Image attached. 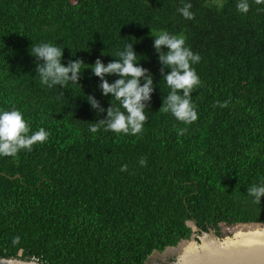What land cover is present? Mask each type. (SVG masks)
<instances>
[{
  "label": "trees",
  "instance_id": "1",
  "mask_svg": "<svg viewBox=\"0 0 264 264\" xmlns=\"http://www.w3.org/2000/svg\"><path fill=\"white\" fill-rule=\"evenodd\" d=\"M238 2L0 0V110L15 107L32 132L50 133L31 151L0 156V258L144 264L188 239V221L217 235L219 224L264 223V198L254 203L247 193L264 181V2L248 0L246 14ZM185 3L195 19L179 13ZM160 31L184 34L201 57L192 65L201 83L191 94V124L159 111L170 92L153 47ZM40 43L64 49L65 65H106L133 44L155 85L143 131L91 132L106 113L97 117L86 96L105 109L111 96L90 69L82 87L42 85L30 55Z\"/></svg>",
  "mask_w": 264,
  "mask_h": 264
},
{
  "label": "clouds",
  "instance_id": "2",
  "mask_svg": "<svg viewBox=\"0 0 264 264\" xmlns=\"http://www.w3.org/2000/svg\"><path fill=\"white\" fill-rule=\"evenodd\" d=\"M262 2L264 0H255L256 4ZM191 8L190 3H185L178 11L185 19L193 20L195 14ZM236 8L238 12L246 14L250 10L248 0H239ZM152 38L161 65L160 75L170 89L168 95L162 98L159 111L171 113L176 120L191 124L198 119L191 94L201 83L192 65L198 64L201 57L186 46V37L182 33L170 34L168 31H160ZM30 48V55L35 58V72L39 74L40 83L48 88L57 85L64 88L69 83L81 86L80 79L87 69L99 79V90L104 97L111 96V100L109 107L105 109L94 95L86 96L97 117L106 113L105 118L90 123L91 132L96 133L103 128L106 132L135 136L143 131L147 121L145 110L149 108L155 85L149 70L138 66V54L133 44H126L122 51L116 53L119 59H113L106 65L100 58L93 64H86L81 58L69 59L65 65L62 63L64 49L51 43L32 44ZM111 76L117 79L110 83L106 77ZM113 99L119 106L111 102ZM219 106L226 107L227 102ZM186 130L177 131L179 135H183ZM49 135L43 127L32 132L22 112L15 107L11 110H0V156H15L22 150L31 151L34 144L46 141ZM139 163L146 166L147 162L142 158ZM121 171H127V165L123 166ZM247 193L254 203H260L264 198V181L250 186Z\"/></svg>",
  "mask_w": 264,
  "mask_h": 264
},
{
  "label": "water",
  "instance_id": "3",
  "mask_svg": "<svg viewBox=\"0 0 264 264\" xmlns=\"http://www.w3.org/2000/svg\"><path fill=\"white\" fill-rule=\"evenodd\" d=\"M19 177V176H16ZM227 228L224 238L221 239L214 229L208 228L206 232L197 228L195 222L188 221L186 226L191 234L188 239L180 240L175 246L167 247L162 252L177 251L181 244H191L192 249L185 256L170 254L174 262L167 264H264V236H235L231 230L239 226H264V223H245L227 226L219 224L218 227ZM168 251V253H169ZM153 251L146 259L154 253ZM144 262V264L146 263ZM0 264H42L38 261L23 260L20 258H0Z\"/></svg>",
  "mask_w": 264,
  "mask_h": 264
},
{
  "label": "bare ground",
  "instance_id": "4",
  "mask_svg": "<svg viewBox=\"0 0 264 264\" xmlns=\"http://www.w3.org/2000/svg\"><path fill=\"white\" fill-rule=\"evenodd\" d=\"M241 230V231H237ZM233 234L235 236H264V226H253V225H248V226H239V227H234L233 228ZM192 249V245L188 243L181 244L177 251H169L168 254H174L176 253L178 256H185L187 255L190 250Z\"/></svg>",
  "mask_w": 264,
  "mask_h": 264
},
{
  "label": "rangeland",
  "instance_id": "5",
  "mask_svg": "<svg viewBox=\"0 0 264 264\" xmlns=\"http://www.w3.org/2000/svg\"><path fill=\"white\" fill-rule=\"evenodd\" d=\"M220 226L221 227H219V235H218V237L223 239L225 233H227V232H225V230L227 228L223 227L222 225H220ZM232 230H231V232L233 233L234 231H232ZM168 251H169V249L164 251V252H162V253H154L152 256H150L148 258V260L146 261L145 264H167V263H170V262H174L173 258H172L173 256L168 254ZM163 261H165V262H163Z\"/></svg>",
  "mask_w": 264,
  "mask_h": 264
},
{
  "label": "built area",
  "instance_id": "6",
  "mask_svg": "<svg viewBox=\"0 0 264 264\" xmlns=\"http://www.w3.org/2000/svg\"><path fill=\"white\" fill-rule=\"evenodd\" d=\"M32 261H38V260H36V259H31Z\"/></svg>",
  "mask_w": 264,
  "mask_h": 264
},
{
  "label": "flooded vegetation",
  "instance_id": "7",
  "mask_svg": "<svg viewBox=\"0 0 264 264\" xmlns=\"http://www.w3.org/2000/svg\"><path fill=\"white\" fill-rule=\"evenodd\" d=\"M163 262H165V261H163Z\"/></svg>",
  "mask_w": 264,
  "mask_h": 264
}]
</instances>
